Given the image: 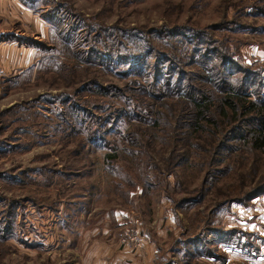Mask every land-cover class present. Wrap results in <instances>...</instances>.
Returning <instances> with one entry per match:
<instances>
[{"label": "rangeland", "instance_id": "374dc122", "mask_svg": "<svg viewBox=\"0 0 264 264\" xmlns=\"http://www.w3.org/2000/svg\"><path fill=\"white\" fill-rule=\"evenodd\" d=\"M35 2L42 16L55 8L72 24L73 43L64 47H82L80 55L92 47L85 39L86 31L96 24L110 30L101 38L106 41L119 38L122 32L147 35L144 32L163 25L199 29L198 39L229 49L240 68L236 78L250 73L247 82L255 84L248 89L252 99L256 92L264 93V0ZM30 26V34L20 37L40 39L34 25ZM22 27L19 23L4 29L16 32ZM123 42L132 46L128 37ZM56 50L58 57L40 51L37 69L19 74L20 78L0 88V225L11 231L0 237V264H79L80 247L86 245L80 242L106 240L105 230L116 232L120 241L127 238L132 260L137 261L144 260L145 254L150 258L144 253V233L156 244L160 261L169 258L175 264H212L210 259L231 256L248 259L264 248V195L245 200L257 185L264 184V150L245 147L218 162L215 150H202L203 136L194 137L197 148L185 149L180 143L187 141L180 142L176 131V120L189 116L183 96L154 102V109H161L165 119L149 131H137L140 143L115 139L129 132L130 123L122 112L114 122L105 121L96 141L90 140L87 136L97 129L104 107L119 103L91 92L93 82L111 88L124 87L130 79L145 83L146 75L150 81L154 55L147 56L151 65L145 74H149L136 78L126 66L103 69L91 63L81 67L69 51L64 50V55ZM196 70L197 66H190L184 71ZM124 73L130 74L126 80ZM200 82L198 93H218L206 81ZM68 100L82 109L80 118L87 109L93 121L76 125ZM114 146L119 147L114 150ZM181 153H186L188 161L177 162ZM173 160L171 169L166 165ZM212 175L210 184L206 180ZM184 202L192 205L183 209ZM224 244L227 248L222 250ZM229 246L245 251L239 255Z\"/></svg>", "mask_w": 264, "mask_h": 264}, {"label": "trees", "instance_id": "16d2710c", "mask_svg": "<svg viewBox=\"0 0 264 264\" xmlns=\"http://www.w3.org/2000/svg\"><path fill=\"white\" fill-rule=\"evenodd\" d=\"M30 2L34 9L38 7L35 0ZM46 12L43 15L44 19L48 23H52L51 26H53L47 39L54 45L51 46L48 41L46 43L47 39L37 41L19 37L20 41L22 39L26 43L36 46L39 49L38 53L42 51L55 54L58 53L56 50L58 49L66 55L64 51L66 50L69 51L72 60L76 61L75 65L82 67V65L89 66L92 63L103 69L118 65L126 66L129 73H135L136 78L141 77L142 74H144L143 76L149 74V72L145 74L151 65V62L150 64L147 63V56L153 54L155 58L151 65L153 78L148 81L149 75H146L144 77L145 83L138 82L137 79L128 81L125 78L130 74L126 75L125 73L124 87L106 88L97 81L93 82V86L90 87V89L93 88L91 92L116 98L119 103L104 107L103 115L96 121L98 123L97 129L87 136L88 139L96 141L99 133L105 130V121L113 119L114 122V118L120 116L122 112L123 116L127 118V122L130 123L129 132L124 136H116L115 139L120 141V138L125 137L123 140L127 144L140 143V139L136 136L137 131H149L150 128L157 127L158 124H161L162 119H165L161 109L159 111L154 109V102L159 98H180L183 96L180 99L187 98L184 104L187 106L185 110L189 111V116H181L176 120L178 140L180 142L187 141L180 143L182 147L185 149L188 147L197 148L199 144L194 143V137L201 138L203 136L202 140L204 139L205 142L202 150H215L214 154L218 162L245 147L251 146L256 150H264V93L261 90L260 93L256 92L254 99L251 98L248 89L251 85L255 87V84L251 81L247 82L250 73L245 74V78L242 75V77L236 78V75L240 74V68L235 63L236 59L229 49L222 43L219 46H214L209 45L206 38L204 41L198 39L201 38V34L198 33H202L199 29H192L189 26L169 27L167 25L151 31L147 30V33L144 32L150 37L141 34L128 36L122 32V36L119 38L106 41L101 40V38H106L110 30L96 24L95 28H90L89 32L86 31L85 39L91 41L92 47H89L86 54L80 55L79 50L82 47L78 50H74L72 47L68 50V47H66L67 49L64 47L69 45V42L73 43L75 29H73L72 24L69 26L70 24L62 18L61 14L58 15L55 8ZM124 37H128L132 46L124 44ZM154 37L155 39H152ZM210 40L213 42L212 39ZM202 42L204 43L202 44ZM114 48H117L115 53L112 52ZM58 56L55 54V57ZM60 56L63 57L62 54ZM80 56L83 60L80 59ZM203 61L207 63H203ZM194 62L196 63L194 64ZM190 66H197L198 70L193 74L191 72L188 74L184 70L185 67ZM37 68L33 67L28 71L32 73ZM144 68L147 69L144 70ZM252 74L257 82L255 74ZM20 77L19 75L14 76L5 79L2 83L11 84ZM229 78L233 81H229ZM200 80L206 81L207 84L216 88L218 93H214V96L198 93L202 90L201 85H199ZM224 87L225 89H223ZM68 97L70 98V95L65 96V98ZM166 103L167 101L163 102V104ZM68 105L71 110L74 109L69 115L74 119L76 125L79 124L80 127H83L84 124H90L93 121L94 118H92V113L89 110L83 109L84 115L80 118L78 113L82 109L70 100H68ZM89 115L90 119L87 118ZM118 147L114 146L113 148L115 150ZM107 157L113 158L115 155L108 154ZM188 159L186 153H181L178 155L177 162H186ZM173 163H175L174 160L172 163H167L166 166L172 169ZM206 181L212 184L213 175ZM248 195L246 201L264 195V184L257 185ZM169 198L172 201L171 196ZM182 204L180 207L183 206V209L192 205H187L186 202ZM10 232L9 226L0 225V237ZM199 242L196 241V243ZM210 253L211 251H208V254ZM164 263L174 264L169 258L162 259L158 264Z\"/></svg>", "mask_w": 264, "mask_h": 264}, {"label": "crops", "instance_id": "0c3cea01", "mask_svg": "<svg viewBox=\"0 0 264 264\" xmlns=\"http://www.w3.org/2000/svg\"><path fill=\"white\" fill-rule=\"evenodd\" d=\"M30 1L31 0H29V2L27 0H0V88L5 79L22 74L37 65L36 62L39 49L36 46L26 43L25 40H22L28 38L21 37L22 39L20 41V34H30L29 32L33 28L30 25H34V28L39 32L37 35L40 39H37V41L46 40L49 36V31L51 29L50 23L44 19L42 13H39L31 6ZM19 23L23 26L21 31L16 30L15 32L13 29L11 31L4 29L9 25L12 26V24ZM119 218L121 219V217ZM81 232L82 234H80V237H83V231ZM104 233L107 235L106 240L98 239L90 243L86 241L80 242V244L86 243V245L80 247L79 264L160 263V259H158V257L160 258V253L155 248L156 244L152 242V239L147 236L146 233L142 236V243L145 249L144 253H149L150 258L145 254V259L143 260V258H141V260L138 258V261L132 260L131 244L127 238L120 241V238H118L119 235L117 236L116 232V235L114 233L110 234L108 230H105ZM96 234L97 232L95 235ZM229 247L234 249L236 253L238 252L239 255H241V251H245L236 246ZM224 248H227L226 244L222 246V250ZM149 251H151V253ZM246 252L248 254V251ZM144 253L140 252L139 257L143 256ZM210 262H213L212 264H243L246 262L247 264H264V248H261L257 255L248 257V259L242 256H231L228 259H210Z\"/></svg>", "mask_w": 264, "mask_h": 264}, {"label": "built area", "instance_id": "2783aa9c", "mask_svg": "<svg viewBox=\"0 0 264 264\" xmlns=\"http://www.w3.org/2000/svg\"><path fill=\"white\" fill-rule=\"evenodd\" d=\"M126 235H128V234L126 233ZM139 244H141V242Z\"/></svg>", "mask_w": 264, "mask_h": 264}, {"label": "water", "instance_id": "95a60500", "mask_svg": "<svg viewBox=\"0 0 264 264\" xmlns=\"http://www.w3.org/2000/svg\"><path fill=\"white\" fill-rule=\"evenodd\" d=\"M165 264H168V263H165Z\"/></svg>", "mask_w": 264, "mask_h": 264}]
</instances>
